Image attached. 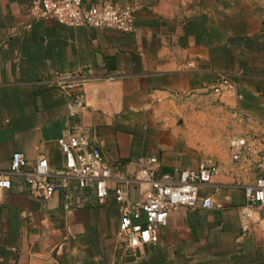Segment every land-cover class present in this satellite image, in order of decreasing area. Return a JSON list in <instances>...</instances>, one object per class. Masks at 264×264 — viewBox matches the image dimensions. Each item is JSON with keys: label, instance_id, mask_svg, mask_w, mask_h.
<instances>
[{"label": "crops", "instance_id": "obj_1", "mask_svg": "<svg viewBox=\"0 0 264 264\" xmlns=\"http://www.w3.org/2000/svg\"><path fill=\"white\" fill-rule=\"evenodd\" d=\"M32 1L0 0V177L13 181L0 197V264H264L262 213L253 206L243 217L253 160L207 161L171 113L175 100L216 94L212 87L228 77L234 88L222 96L264 139V0H113L135 8L130 33L34 18ZM70 93L84 102L76 115ZM65 129L85 133L132 178L143 156L158 157L165 172L217 164L200 193L214 205L179 207L157 243L129 249L113 196L100 204L93 188L79 190L71 178L42 201L10 173L22 151L31 162L45 155L61 181L57 138ZM66 192L79 203L71 210Z\"/></svg>", "mask_w": 264, "mask_h": 264}, {"label": "built area", "instance_id": "obj_2", "mask_svg": "<svg viewBox=\"0 0 264 264\" xmlns=\"http://www.w3.org/2000/svg\"><path fill=\"white\" fill-rule=\"evenodd\" d=\"M28 12L34 18H55L69 26H84L94 29H114L130 33L135 30V8L121 6L113 0H103L85 7L83 0H33ZM66 88L73 87L70 78H64ZM234 88L228 77H222L212 87L216 94H223ZM71 115L84 108L82 96L68 94ZM65 155L66 166L58 173V181L52 176L50 163L45 155L31 162L22 151L12 155L10 173L22 178L30 194L45 201L53 197L62 187H68V179L75 180V188H93L100 204H107L111 196L120 205L121 219L119 235L126 246L135 250L159 240V231L168 223L172 213L181 206L211 208L212 196L201 197V189L212 182L218 172L215 163H201L196 169H175L162 171V164L156 156H143L136 162L137 177H129L117 166L111 165L101 148L80 131L65 129L57 138ZM231 157L241 161L250 156L256 169V181L246 186L247 206L243 217L247 218L251 207L259 208L264 224V139L249 145L244 136H235L230 141ZM11 177H0V197L11 189ZM131 189L138 195L131 197ZM64 208L71 210L79 203L70 192L64 194Z\"/></svg>", "mask_w": 264, "mask_h": 264}, {"label": "rangeland", "instance_id": "obj_3", "mask_svg": "<svg viewBox=\"0 0 264 264\" xmlns=\"http://www.w3.org/2000/svg\"><path fill=\"white\" fill-rule=\"evenodd\" d=\"M171 113L184 125L191 140L203 146L208 155L207 161L218 164L230 161L235 164L230 151L233 137H246L250 146L262 139L250 130V124L237 106L222 94L207 93L177 99ZM245 158L252 160L248 155Z\"/></svg>", "mask_w": 264, "mask_h": 264}]
</instances>
